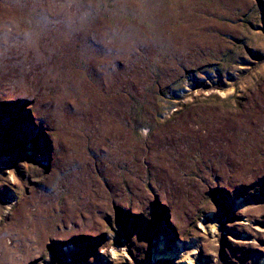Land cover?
Masks as SVG:
<instances>
[{
	"label": "rangeland",
	"instance_id": "rangeland-1",
	"mask_svg": "<svg viewBox=\"0 0 264 264\" xmlns=\"http://www.w3.org/2000/svg\"><path fill=\"white\" fill-rule=\"evenodd\" d=\"M0 264H264V0H0Z\"/></svg>",
	"mask_w": 264,
	"mask_h": 264
}]
</instances>
